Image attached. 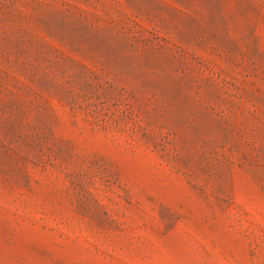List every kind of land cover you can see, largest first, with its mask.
<instances>
[{"label":"rangeland","instance_id":"1","mask_svg":"<svg viewBox=\"0 0 264 264\" xmlns=\"http://www.w3.org/2000/svg\"><path fill=\"white\" fill-rule=\"evenodd\" d=\"M0 264H264V0H0Z\"/></svg>","mask_w":264,"mask_h":264}]
</instances>
